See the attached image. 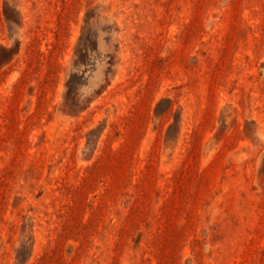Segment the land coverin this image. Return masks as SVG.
Masks as SVG:
<instances>
[{"label":"rangeland","instance_id":"rangeland-1","mask_svg":"<svg viewBox=\"0 0 264 264\" xmlns=\"http://www.w3.org/2000/svg\"><path fill=\"white\" fill-rule=\"evenodd\" d=\"M0 264H264V0H0Z\"/></svg>","mask_w":264,"mask_h":264}]
</instances>
